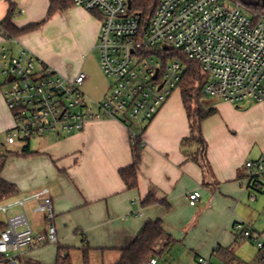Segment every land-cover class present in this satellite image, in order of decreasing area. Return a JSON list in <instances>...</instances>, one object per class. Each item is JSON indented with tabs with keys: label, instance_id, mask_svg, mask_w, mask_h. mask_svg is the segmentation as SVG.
Instances as JSON below:
<instances>
[{
	"label": "crops",
	"instance_id": "1",
	"mask_svg": "<svg viewBox=\"0 0 264 264\" xmlns=\"http://www.w3.org/2000/svg\"><path fill=\"white\" fill-rule=\"evenodd\" d=\"M11 4L13 24L19 29L46 20L50 9V0H0V22ZM100 30L99 16L73 6L8 46L15 54L32 52L64 76L85 72V87L90 79L85 66L98 51ZM54 34L63 41L59 48ZM76 58L82 60L81 68L74 64ZM108 87L109 81L103 80L97 101ZM203 107L216 113L202 122L199 142L183 144L191 136V125L181 91L173 92L145 128L139 186L134 190H127L120 176L133 162L131 130L120 121L91 122L81 132L49 134L34 147L26 141L22 150L29 146L30 153L12 152L22 160L7 168V157L2 172L19 193L0 205L48 189L58 241L22 250L12 259L1 256L0 264H57L60 255L83 264L84 250L89 251L90 264H117L144 225L156 220L163 222L170 239L158 252L159 264H197L201 257L212 262L221 248H231L247 264H264L255 244L241 240L237 228L247 224L264 241V179L251 184L246 168L264 154V100L233 104L211 97ZM0 117L8 131L13 121L3 97ZM197 190L201 199L191 206L187 196ZM150 195L155 202L143 206ZM35 206L27 203L25 213L34 232L46 235L45 215L35 212Z\"/></svg>",
	"mask_w": 264,
	"mask_h": 264
},
{
	"label": "built area",
	"instance_id": "2",
	"mask_svg": "<svg viewBox=\"0 0 264 264\" xmlns=\"http://www.w3.org/2000/svg\"><path fill=\"white\" fill-rule=\"evenodd\" d=\"M75 6L99 16L97 45L100 68L109 81L100 101L84 91L85 72L70 78L23 49L13 53L15 38L0 41V88L12 116L6 142L53 134L81 132L87 124L120 121L130 127L136 143L146 126L178 89L188 70L179 52L198 62L208 81L205 93L237 104L248 99L264 100V9H251L239 0H161L150 19L134 9L133 0H73ZM250 183L264 179V154L246 163ZM201 190L188 194L191 206L201 199ZM35 202V212L45 215L48 233L36 234L25 213ZM15 207L23 211L13 214ZM6 228L0 233V257L14 258L22 250L58 241L53 199L42 189L25 199L0 205ZM239 238L251 240L264 262V241L247 224H238ZM145 264H159L158 252ZM197 264H211L199 258Z\"/></svg>",
	"mask_w": 264,
	"mask_h": 264
},
{
	"label": "trees",
	"instance_id": "3",
	"mask_svg": "<svg viewBox=\"0 0 264 264\" xmlns=\"http://www.w3.org/2000/svg\"><path fill=\"white\" fill-rule=\"evenodd\" d=\"M161 0H133L134 9L141 11L149 19L153 15L154 10L158 6ZM240 1V0H239ZM264 0H259L256 3H250L249 5L255 9H264ZM75 6L73 0H50L49 14L46 20L30 25L24 29H19L13 24L15 17V5L11 4L9 12L6 18L0 22V36L15 38L17 36L27 34L42 27L48 19H50L58 11H66L69 8ZM170 57L180 58L187 66L188 70L184 74L182 80L178 84V89L182 93L183 103L187 110L190 125L191 136L183 141V144L199 142L200 126L202 122L216 113L215 109L205 110L203 107V100L209 97L205 93V87L208 81L207 75L204 74L201 65L190 60L179 52H171ZM193 105H196V110H193ZM145 131V130H144ZM143 134L138 138L136 143L132 144V156L133 162L130 166L120 170V176L123 180L127 190L137 189L139 186V171L141 165L142 150L144 147ZM30 147L26 146L22 153H30ZM14 153H8L7 155L0 156V204L17 197L19 191L17 185L8 182L2 177V172L5 168L6 159L9 155ZM155 202V199L150 195L144 202L143 206H149ZM5 222H0V233L5 230ZM166 232L161 220L148 221L133 243L125 249L122 253V257L117 264H145L150 258L157 254L156 245L166 237ZM170 239L167 238L166 247ZM214 257L217 258L223 264H247L241 261L231 248H221L214 253ZM57 264H73L69 255H60ZM83 264H90V255L88 250L83 251Z\"/></svg>",
	"mask_w": 264,
	"mask_h": 264
},
{
	"label": "rangeland",
	"instance_id": "4",
	"mask_svg": "<svg viewBox=\"0 0 264 264\" xmlns=\"http://www.w3.org/2000/svg\"><path fill=\"white\" fill-rule=\"evenodd\" d=\"M257 1L259 0H240V2L242 4H244L245 6L251 8V9H255L253 8L252 6H250L249 4L250 3H256ZM264 2V1H263ZM57 36V35H56ZM55 34H54V42H55V45L59 48V46L62 44V40L59 39V38H56ZM99 59H100V54H99V51H96L95 53H93L89 59V61L87 62L86 66H85V71L89 74V81L88 83L86 84V86L84 87V91L85 93L91 98V99H94V100H97L100 95H101V92H102V82L103 80H107L106 77L104 76V74L102 73L101 69H100V64H99ZM75 62L74 64L76 65L77 68H81L82 66V60H78L77 58L74 59ZM2 83H0L1 85ZM4 90L5 88H0V97H3L4 98ZM179 90V89H177ZM176 90V91H177ZM211 99V97H207L203 100V103H207L209 102V100ZM196 105H193V110H196ZM1 117H0V155H7L9 152H19L22 150V147L27 145L28 142L26 141H22V142H18L17 144L15 145H4V146H1L2 144H5V141H6V137H7V131L2 128V122H1ZM50 135H46V136H43V137H39V138H34L31 140V146H35L39 141L38 140H41V139H47ZM15 157L14 159H12V161H9L11 157ZM22 159L21 157H18L16 154L14 155H9L8 156V159H7V164H6V167L9 168V167H15V165L20 162ZM5 216L1 215L0 214V220L3 222ZM252 248V247H251ZM253 252L256 256V252H255V249H253ZM248 252V251H247ZM249 255H253L251 252H248ZM211 264H223L222 262L216 260V259H213V261L211 262Z\"/></svg>",
	"mask_w": 264,
	"mask_h": 264
}]
</instances>
